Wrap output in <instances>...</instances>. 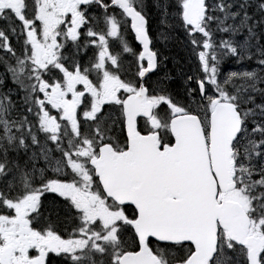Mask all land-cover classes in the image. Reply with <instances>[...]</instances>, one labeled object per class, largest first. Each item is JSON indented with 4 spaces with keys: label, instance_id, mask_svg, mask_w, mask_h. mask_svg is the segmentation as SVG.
Segmentation results:
<instances>
[{
    "label": "snow or ice",
    "instance_id": "snow-or-ice-1",
    "mask_svg": "<svg viewBox=\"0 0 264 264\" xmlns=\"http://www.w3.org/2000/svg\"><path fill=\"white\" fill-rule=\"evenodd\" d=\"M0 264H264V0H0Z\"/></svg>",
    "mask_w": 264,
    "mask_h": 264
}]
</instances>
